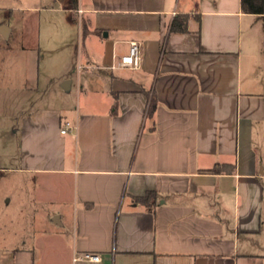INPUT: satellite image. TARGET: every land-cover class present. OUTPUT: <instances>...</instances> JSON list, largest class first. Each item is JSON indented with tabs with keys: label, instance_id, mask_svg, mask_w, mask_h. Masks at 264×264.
<instances>
[{
	"label": "crops",
	"instance_id": "obj_1",
	"mask_svg": "<svg viewBox=\"0 0 264 264\" xmlns=\"http://www.w3.org/2000/svg\"><path fill=\"white\" fill-rule=\"evenodd\" d=\"M57 9L61 34L0 6L13 151L0 154V264H36L47 248L72 264H264V20L241 0ZM182 15L187 32L171 31ZM134 40L141 70L110 69ZM26 91L37 95L28 109L12 108ZM13 186L25 200L11 207ZM148 192L152 207L135 201ZM85 253L102 261L74 262Z\"/></svg>",
	"mask_w": 264,
	"mask_h": 264
},
{
	"label": "rangeland",
	"instance_id": "obj_2",
	"mask_svg": "<svg viewBox=\"0 0 264 264\" xmlns=\"http://www.w3.org/2000/svg\"><path fill=\"white\" fill-rule=\"evenodd\" d=\"M61 3H62V0H0V6L7 7L8 12H11L12 15L37 16V18L40 19V22H39L41 25L40 28L42 29L43 32L57 31V33H59V34H61L63 31L66 30V26L64 24L65 13L63 11H59L57 9L60 7ZM2 12L3 11H0L1 14H2ZM31 22H32V25L34 26V28H36L34 20ZM54 33H56V32H54ZM70 37H71V39H70L71 45L78 46L77 33H71L69 38ZM8 46L10 48H13V50H15V44H13V42L11 44L8 43ZM43 48H44L43 51H46L47 49L50 48V46H49V44H46L43 46ZM78 49L79 48L77 47V50ZM56 51L57 52L62 51V49L57 48ZM66 51H67L66 54H69L72 52V50H66ZM57 52H56V55H57ZM59 54L62 55L61 52ZM47 55L49 58V54H47ZM97 55H99V53H97ZM3 61H4V59L1 57L0 58V68L4 64ZM84 61H83V59H81L79 57V54L77 53V56L75 59L76 65L78 66L81 63H85ZM97 63H99L98 65L101 64V62H97ZM54 73L57 74L58 71L56 70ZM44 86H45V83L43 84V82H41L40 83V89L44 88ZM3 89L4 88H2V90H1V110H0V154L3 152L5 146H7V152L8 153L13 152V151H11V149L9 150V148H8L9 142L6 141L3 130H2L5 127V124L7 122H9L8 121L9 118L5 117V114H4L5 109H6L5 106L7 105V103H9L8 101H5V98L8 95L5 91H3ZM18 94H19L18 96L20 97V100L18 99V101H11L10 102V104L12 105L11 107L14 109L16 106H19V105L22 106L21 108L28 109V107L32 103L31 99L34 100V98L37 97L36 93H34V92L32 93L30 91H26V92H22V93H18ZM30 95L32 96V98L30 97ZM35 103H38L40 105L43 102H41L40 100H37V102H35ZM47 103L51 104V105H63L62 103H65V102L61 97H56V98L54 97L50 101H48ZM74 104L77 105V100H75V99L73 100V105ZM7 106L9 109L10 108L9 105H7ZM11 181H12V184L14 185V179ZM18 184L19 183H17V185ZM21 189L22 188H20V187H19V189H16V187H14V186L11 188L10 187L8 188V193L10 194V196H8V197L12 198V206L11 207H14L15 205L18 204V197H20L21 201L25 200L24 199L25 195L23 192H21ZM15 191H18L19 193L16 194ZM41 259L38 257L36 264H72V262L68 259L67 253L59 252V251L54 253L52 251H49L48 248H47L46 252L43 254V256L41 257Z\"/></svg>",
	"mask_w": 264,
	"mask_h": 264
},
{
	"label": "built area",
	"instance_id": "obj_3",
	"mask_svg": "<svg viewBox=\"0 0 264 264\" xmlns=\"http://www.w3.org/2000/svg\"><path fill=\"white\" fill-rule=\"evenodd\" d=\"M142 68V43L139 41L129 42V51L120 57H115L113 64L110 66L112 70H132L138 71ZM75 129L70 122H65L64 128L61 130L63 134ZM102 256L93 253H85L74 258V262H90L100 263Z\"/></svg>",
	"mask_w": 264,
	"mask_h": 264
},
{
	"label": "trees",
	"instance_id": "obj_4",
	"mask_svg": "<svg viewBox=\"0 0 264 264\" xmlns=\"http://www.w3.org/2000/svg\"><path fill=\"white\" fill-rule=\"evenodd\" d=\"M241 6L244 13L256 15L264 20V0H241ZM188 16L182 15L174 19L171 25V31L187 32ZM156 109V99L154 95L150 98L148 113L151 115ZM156 194L148 192L144 197L135 198L136 202L145 203L152 207L155 204Z\"/></svg>",
	"mask_w": 264,
	"mask_h": 264
}]
</instances>
